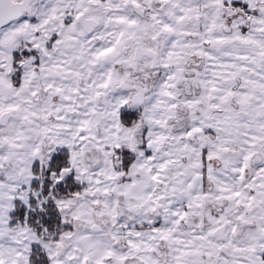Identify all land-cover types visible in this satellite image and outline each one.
Listing matches in <instances>:
<instances>
[{
  "label": "snow or ice",
  "instance_id": "6c2138e0",
  "mask_svg": "<svg viewBox=\"0 0 264 264\" xmlns=\"http://www.w3.org/2000/svg\"><path fill=\"white\" fill-rule=\"evenodd\" d=\"M0 264H264V0H0Z\"/></svg>",
  "mask_w": 264,
  "mask_h": 264
}]
</instances>
